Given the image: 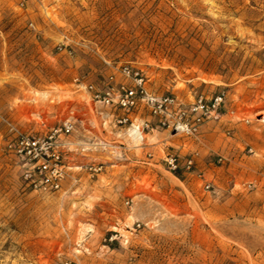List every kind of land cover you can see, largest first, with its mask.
Returning <instances> with one entry per match:
<instances>
[{"label":"rangeland","instance_id":"obj_1","mask_svg":"<svg viewBox=\"0 0 264 264\" xmlns=\"http://www.w3.org/2000/svg\"><path fill=\"white\" fill-rule=\"evenodd\" d=\"M123 67L182 107L224 93L220 115L137 143L93 98ZM0 116V264H264V0H0ZM67 119L61 189L33 191L8 123Z\"/></svg>","mask_w":264,"mask_h":264},{"label":"built area","instance_id":"obj_2","mask_svg":"<svg viewBox=\"0 0 264 264\" xmlns=\"http://www.w3.org/2000/svg\"><path fill=\"white\" fill-rule=\"evenodd\" d=\"M121 74L131 79L133 84L121 82L108 85L104 90L96 91L93 98L105 106H114L122 111L117 123L128 125L132 131L144 133L161 128L192 137L198 134V129L205 118L220 115L224 93H217L209 101L200 96L188 107H182L172 96H156L149 92L145 78L139 71L123 67ZM144 112L151 119H141L140 123L135 124L131 115ZM0 119L4 120L1 116ZM8 124L11 137L6 147L23 161L25 185L33 191H59L67 176L65 148L68 145L67 138L74 131V123L67 119L44 135L26 133L11 123ZM164 163L172 172L190 169L194 166V156L182 161L178 155L167 153ZM90 169L97 171L101 166ZM63 264L71 263L65 261Z\"/></svg>","mask_w":264,"mask_h":264},{"label":"bare ground","instance_id":"obj_3","mask_svg":"<svg viewBox=\"0 0 264 264\" xmlns=\"http://www.w3.org/2000/svg\"><path fill=\"white\" fill-rule=\"evenodd\" d=\"M132 136L135 139V142H141L144 139V136L142 133L137 132L136 130L132 131Z\"/></svg>","mask_w":264,"mask_h":264},{"label":"crops","instance_id":"obj_4","mask_svg":"<svg viewBox=\"0 0 264 264\" xmlns=\"http://www.w3.org/2000/svg\"><path fill=\"white\" fill-rule=\"evenodd\" d=\"M140 114H141V113L136 114V116H135L136 119H137V118H139V120L143 119V118L140 117ZM144 118H145V117H144ZM150 132H151V131L146 132L145 135H149ZM165 133H166V130L163 131V134H164V135H165ZM161 140H165V138H162Z\"/></svg>","mask_w":264,"mask_h":264}]
</instances>
